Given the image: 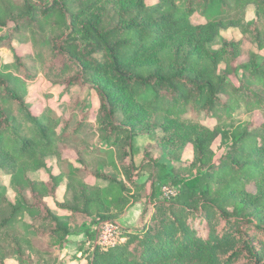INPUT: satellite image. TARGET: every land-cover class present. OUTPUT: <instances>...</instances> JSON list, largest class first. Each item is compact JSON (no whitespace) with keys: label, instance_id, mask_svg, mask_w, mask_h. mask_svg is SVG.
I'll list each match as a JSON object with an SVG mask.
<instances>
[{"label":"trees","instance_id":"16d2710c","mask_svg":"<svg viewBox=\"0 0 264 264\" xmlns=\"http://www.w3.org/2000/svg\"><path fill=\"white\" fill-rule=\"evenodd\" d=\"M233 27L242 37L212 48ZM0 30L14 58L0 57V169L17 193L14 202L0 184V264H68L55 246L71 224L112 220L132 190L152 211L124 241L95 244L86 264H264V0H0ZM39 76L68 93L93 89L99 106L78 97L58 114L30 103ZM224 121L237 125L225 131ZM139 135L153 142L137 166ZM188 144L193 158L183 159ZM151 147L177 165L158 163ZM49 156L60 174L33 179ZM158 167L177 195L154 201V178L139 180ZM64 176L67 215L47 202Z\"/></svg>","mask_w":264,"mask_h":264},{"label":"rangeland","instance_id":"374dc122","mask_svg":"<svg viewBox=\"0 0 264 264\" xmlns=\"http://www.w3.org/2000/svg\"><path fill=\"white\" fill-rule=\"evenodd\" d=\"M156 0H148V4H154ZM257 8L255 4H250L247 7L246 18L248 21L253 22L257 18ZM193 20L195 22L202 21L199 15H195ZM2 31L0 30V34ZM242 37V33L238 28H228L221 30L219 36L212 42V48H219L222 44L223 39H235L239 40ZM23 46V45H22ZM21 46V47H22ZM21 50V53H24ZM260 54L264 56V49L259 51ZM0 57L3 63H12L14 60L12 51L9 49L0 47ZM29 93L27 95V101L30 103H39L43 106H49L58 114H63L70 111L71 104L79 99V106L86 101L89 105L94 107L99 106L98 96L93 89H88L83 91L81 88H76L71 92H65L63 87L52 85L44 77L39 76L34 79V81L29 85ZM86 103V104H87ZM205 117V116H204ZM205 123L210 127L220 126L216 118H204ZM241 121H244L242 118ZM240 123V122H239ZM237 124H233L230 121H224L221 127L225 131L233 128ZM224 134L220 135L216 142L214 143V149L220 152L224 144ZM153 139L149 138L147 135H139L135 141L134 159L137 166H140L145 159V152L148 151V144L152 143ZM153 147H151L152 149ZM150 149V150H151ZM154 157L157 158L158 163L166 164L167 168H171L177 165L175 159L170 158L169 151L167 149H161L154 147L153 149ZM183 159H192L193 152L191 144H188L181 154ZM48 167L40 169L35 172H30V176L33 179H43L47 180L51 173L60 174V167L55 156H49L47 158ZM158 173L154 177L151 176L152 170H147L141 176L140 182L147 181L148 179L154 178V184L156 188L155 200L169 199L164 193L165 187L175 188L176 185L170 180H163V174L166 175L165 170L162 167H158ZM167 171V170H166ZM68 183V178L63 177L61 186L58 189L57 197H48L47 202L53 208L56 213L67 215L66 212L61 208L59 202L63 200L64 192L66 190ZM172 183V184H171ZM0 184L6 187L7 196L12 200L16 201L17 193L14 190L11 176L5 171L0 169ZM252 189V188H250ZM135 197L131 199L122 209L115 207L114 217L112 220L107 222H102L99 226L98 223L89 224L90 226L84 228L82 227L83 222H92L91 218H78L76 223L71 224V232L66 237L63 244H57L56 254L58 255L60 261H64L68 264H86L91 256L92 249L95 244H109L111 242L124 241V236L127 230L139 228L141 225V215L144 209L148 212L152 211L153 206L151 200L146 193L139 194L138 192L131 191ZM6 264H18L15 257L6 260Z\"/></svg>","mask_w":264,"mask_h":264},{"label":"built area","instance_id":"2783aa9c","mask_svg":"<svg viewBox=\"0 0 264 264\" xmlns=\"http://www.w3.org/2000/svg\"><path fill=\"white\" fill-rule=\"evenodd\" d=\"M164 193H165L167 198H172V197L177 195V189L176 188H171V187H165L164 188ZM111 244H115V243L111 242L109 244L107 243V244H104V245H111Z\"/></svg>","mask_w":264,"mask_h":264}]
</instances>
